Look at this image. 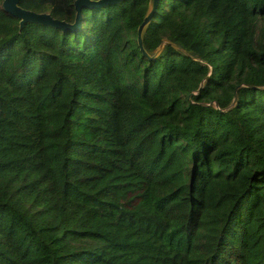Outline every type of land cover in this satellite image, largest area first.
Instances as JSON below:
<instances>
[{
  "label": "trees",
  "instance_id": "1",
  "mask_svg": "<svg viewBox=\"0 0 264 264\" xmlns=\"http://www.w3.org/2000/svg\"><path fill=\"white\" fill-rule=\"evenodd\" d=\"M3 2L0 264H264V0Z\"/></svg>",
  "mask_w": 264,
  "mask_h": 264
},
{
  "label": "water",
  "instance_id": "2",
  "mask_svg": "<svg viewBox=\"0 0 264 264\" xmlns=\"http://www.w3.org/2000/svg\"><path fill=\"white\" fill-rule=\"evenodd\" d=\"M125 1H133V0H100V1L76 0L74 7L77 12V18L74 25H69L63 21L54 20L50 15L47 14H36L31 11H26L22 9L19 5L21 0H4L3 10L10 16L14 17L15 19H18L20 21L21 28H23L28 23H32V24L51 26L61 31H67V30H76V28L80 26L82 9L93 10L97 8H105V7L121 4L122 2ZM159 1L160 0H151L150 13L145 18L143 25L139 28V45L142 48L144 54L145 51L143 49L142 34L144 32L145 27L151 22L153 14L156 12Z\"/></svg>",
  "mask_w": 264,
  "mask_h": 264
}]
</instances>
